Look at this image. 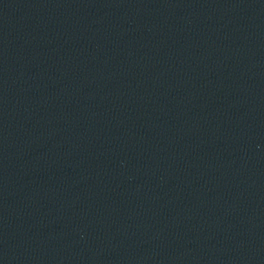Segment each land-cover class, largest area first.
Wrapping results in <instances>:
<instances>
[{"label":"water","instance_id":"1","mask_svg":"<svg viewBox=\"0 0 264 264\" xmlns=\"http://www.w3.org/2000/svg\"><path fill=\"white\" fill-rule=\"evenodd\" d=\"M0 264H264V0H0Z\"/></svg>","mask_w":264,"mask_h":264}]
</instances>
